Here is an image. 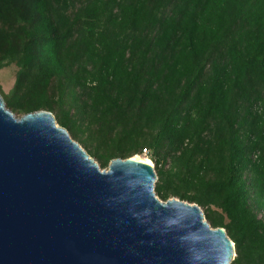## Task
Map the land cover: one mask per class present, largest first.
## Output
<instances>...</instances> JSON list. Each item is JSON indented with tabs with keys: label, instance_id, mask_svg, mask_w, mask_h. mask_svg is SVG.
I'll list each match as a JSON object with an SVG mask.
<instances>
[{
	"label": "trees",
	"instance_id": "16d2710c",
	"mask_svg": "<svg viewBox=\"0 0 264 264\" xmlns=\"http://www.w3.org/2000/svg\"><path fill=\"white\" fill-rule=\"evenodd\" d=\"M11 65L15 114L51 111L103 169L149 149L157 196L264 264V0H0Z\"/></svg>",
	"mask_w": 264,
	"mask_h": 264
},
{
	"label": "water",
	"instance_id": "95a60500",
	"mask_svg": "<svg viewBox=\"0 0 264 264\" xmlns=\"http://www.w3.org/2000/svg\"><path fill=\"white\" fill-rule=\"evenodd\" d=\"M157 180L133 157L101 168L51 111L17 115L0 93V264H231L226 229Z\"/></svg>",
	"mask_w": 264,
	"mask_h": 264
},
{
	"label": "rangeland",
	"instance_id": "374dc122",
	"mask_svg": "<svg viewBox=\"0 0 264 264\" xmlns=\"http://www.w3.org/2000/svg\"><path fill=\"white\" fill-rule=\"evenodd\" d=\"M16 71L17 67L15 65H11L0 71V84L5 92H8L12 88L15 81ZM139 156L141 158L151 160L149 156H145L142 154Z\"/></svg>",
	"mask_w": 264,
	"mask_h": 264
},
{
	"label": "bare ground",
	"instance_id": "6f19581e",
	"mask_svg": "<svg viewBox=\"0 0 264 264\" xmlns=\"http://www.w3.org/2000/svg\"><path fill=\"white\" fill-rule=\"evenodd\" d=\"M133 159L140 160V161H143V162H146V163L152 164L151 160L141 158L139 155L133 157Z\"/></svg>",
	"mask_w": 264,
	"mask_h": 264
},
{
	"label": "built area",
	"instance_id": "2783aa9c",
	"mask_svg": "<svg viewBox=\"0 0 264 264\" xmlns=\"http://www.w3.org/2000/svg\"><path fill=\"white\" fill-rule=\"evenodd\" d=\"M149 149H143L142 155L149 156Z\"/></svg>",
	"mask_w": 264,
	"mask_h": 264
}]
</instances>
